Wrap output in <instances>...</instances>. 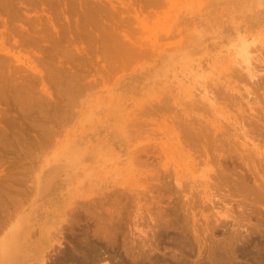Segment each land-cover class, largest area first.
<instances>
[{
  "label": "rangeland",
  "instance_id": "obj_1",
  "mask_svg": "<svg viewBox=\"0 0 264 264\" xmlns=\"http://www.w3.org/2000/svg\"><path fill=\"white\" fill-rule=\"evenodd\" d=\"M52 1L55 7L62 6L66 2V0ZM113 1L117 4V1L122 0ZM129 1L134 2V0ZM40 3L41 6L39 5ZM45 4V2L41 1L35 2L30 5L32 8L28 6L33 12L29 8L24 11L25 8L23 7V13L19 12V14L9 15L11 18L6 17L7 22L9 23L10 21L9 24H13V27L15 26V30L20 29V24H22V29L24 30L23 27H25L28 31L21 29L23 31L22 35L16 34L14 31L10 34L11 36L8 35L6 37V41L4 40L5 38L0 36L2 48L11 49L17 56L16 59L15 57L7 56L10 65L16 68L13 72L15 71L16 73L22 66L20 71L18 70L19 72L13 74L15 75V80H18L17 83L21 82L19 84L20 89L17 87V90L21 93L25 92L23 103L21 104L25 108L24 111L18 110V108L13 109L14 107L16 108L17 102H14L12 97V100H9L10 96L6 98L1 96L2 98H0V187L7 188L10 183L9 185L12 186L8 187H11L8 192L13 196L12 198H16L14 199L16 200L15 203H11V206L9 205L6 211L12 213L15 218L20 212H26L31 204L36 202V204L39 203L41 205L40 211H46L43 215L47 211L52 213L55 223V226L51 229L52 241L47 249V255L43 261L36 262V264H73L75 263L73 262L74 259V261L76 259L78 261L77 257L82 263V256L78 255L80 253L77 254V250L75 251V245L78 241L85 240L82 238L85 229H87V234H90L89 237L91 236L92 238L94 236H92V228L95 229L93 225L96 222H94L95 219L87 208H93L96 211L98 209L101 210L107 206V203L109 205L113 202L111 204L114 206L116 200V203L120 205V201H124L126 196L128 197V203L126 198L122 202L126 205L121 204V208L118 205V208L123 215L128 214L127 224L135 232L146 230L148 228V220L153 215L157 216L159 212L167 211L169 208H178L180 206L179 203L186 196H188L187 198L190 197L191 199L189 198V200L191 201L197 200L198 197L203 200V203L199 200L203 204H200L202 208L200 205V207H195V201L191 202L195 209L197 208L196 210L201 212L197 216L198 218L196 217L198 227L202 226L204 228V225L208 224L207 220L213 219L211 215L214 210L211 209L217 205L221 212L224 211L227 214L229 213L228 216H232H229L230 218L228 216L227 218L220 217L221 222L223 220L225 223H222L228 226L224 225V229H222L228 231L235 224V222L232 223L231 221L234 215L240 212L236 213L243 204L239 202L240 199H236L237 197L232 198L233 201L227 198L228 200L224 199L225 201L222 200V202L221 198L219 200L218 197L217 201H220V203L217 202L213 208L209 203L211 208L208 207V204H206L207 194L209 195L208 191L200 193L203 191L202 184L205 181L201 180L203 177L191 174L188 171L183 174L182 170H186V167L196 172L198 171L196 167L191 166L190 162H187L188 159L180 160L182 154L178 155V153L181 150L179 147L176 149L174 144L176 141L173 139V135H180L181 141L182 139L184 140L183 119L186 118L184 116H187L183 115V113H187L185 110H191L189 111L190 114L195 110L197 114L200 113L198 116H206L210 119H213L212 116L215 113L217 119L215 118L214 120H220L215 122L216 125H219V127H224L225 124L228 125L222 116L219 118L221 114L216 111L219 110L217 108L219 105L218 107H222L220 109L225 112L224 115H229L230 118L238 116L242 122L249 120L251 124L249 122L245 123L248 125H246V128H252L254 125L255 128L252 129H255L254 133H258H256L257 136L255 138L253 137V140L254 144H257H255V147L253 146L254 148H252L251 144L249 146L253 149L252 152L255 155L256 168L258 167L261 175L264 176L262 173L264 172V132L260 130L262 125L261 128L264 129V0H152L150 3H145L144 0H137V4L135 3L134 6H140V11H137V15L132 10L124 14V16L122 15L124 20L121 22L118 21L120 18L117 15L110 12H107L105 16L94 17L93 21L96 29L89 36L84 31L75 30L72 25L68 26L65 22L69 18H64V16L63 18L54 17L57 32L52 30L47 24V16L51 15L49 10H52V6L47 8L48 5L46 4V6ZM42 5L44 8H41ZM45 8L48 10H45ZM40 9H44V11ZM21 14H24V18L26 16L25 19H28L27 21H30L31 24ZM68 15L72 18L71 14ZM15 18L18 21L21 19L18 22ZM70 21L73 22L72 20ZM25 23L29 24L27 25L28 28ZM105 27L106 29H104ZM110 32L115 33V35ZM13 33L14 36L12 35ZM102 33L113 35V38L111 36H109L110 39L107 37L113 44H116L114 43L117 40L115 39L116 36L119 37L118 42H121V37L133 45L138 44L137 46L141 48V50L137 48L138 51L140 50V54L135 52L137 55L134 56V50H130L133 52L132 54L124 53L105 56L102 52V46L99 44L100 41H95V35L98 37ZM123 34L128 36H123ZM11 37L12 39L14 38L12 42L9 40ZM25 38H29V45L25 44L23 40ZM2 39L6 43H3ZM108 39V45H111L112 43L110 44ZM142 40L143 44L140 42ZM21 44L27 46L23 45V47ZM73 45H76L79 50L83 48V51H77L69 57L63 55L60 59L63 62H59L60 65L57 64L59 68L56 67L57 65L54 66V69H60V74L52 77L53 72L50 71L52 64L47 62L49 59L45 55H48L49 49L56 48L60 52L73 48ZM111 46L114 47V45ZM134 49L136 50L135 46ZM0 54L3 55L2 51ZM246 55L250 57H246L250 59L249 63L245 58ZM3 56L6 55L4 54ZM245 61H247L251 69L249 76L251 77L252 74L254 76L250 79L245 74V65L247 66ZM61 63L64 64H62L64 68ZM11 66L8 69H13ZM25 67L28 69H24ZM61 69L63 70L61 71ZM30 75L31 77L36 75L37 78L33 76L34 79L36 78L34 82ZM50 75L51 78L48 77ZM16 76L19 77L17 78ZM82 76H85L84 80L80 81ZM26 78L32 80H29V82H32L33 87L27 82ZM226 79L238 89V91H233L235 100L233 98V101H230L231 104L228 99L219 95V91L222 89L221 85L224 84ZM25 80L27 85L30 86L25 84ZM205 86L213 94L210 95V93L209 95L215 98V103H219H213L215 105L213 106L214 111L204 99L201 102L206 103L205 108L203 103H196L198 100L200 102L199 91L204 94ZM28 87L32 88H30V92H28ZM222 100L225 101L223 102ZM164 101L168 102V105ZM14 103L16 105H13ZM196 105L200 106L202 113ZM11 107H13V110L9 111ZM246 115H249L248 120H246L248 116L245 118ZM250 116L254 117L255 120ZM177 118L181 119H178V121ZM257 118L261 124L258 123ZM179 123H182V125ZM3 124L7 127L5 126L4 128ZM168 125L172 129L177 125L178 127L174 128L177 132L175 131V134L173 133L172 135V129ZM255 125H258L259 129ZM10 126L12 128H9ZM6 128L7 130H5ZM221 129L216 131V133H214L213 129H209L211 132L209 140L204 139V141L209 142V144L205 142L208 146L204 144L206 148L209 147L207 148L208 158L209 155L214 154V156L212 155L213 159L210 160L213 164L211 165L213 166L214 174L212 172L209 173L212 175L224 174L223 172L231 169L248 173V168L244 165L241 149L237 147V144L235 146L237 149H235L229 141L230 136L226 133L229 130L228 127H224L227 131ZM4 130L10 137L7 138L5 132H1ZM164 131L165 133H163ZM8 132L11 134L9 135ZM220 134H223L222 137L224 138L221 137L222 140L218 139L221 136ZM224 135H227V137ZM169 136L172 138H169ZM214 136L217 138L214 139ZM257 139L259 140L257 141ZM204 141L201 146H203ZM151 142L158 143L153 146ZM146 144L152 145L148 147ZM139 146L142 149L145 147L144 151L146 150L147 152H136L140 150ZM162 147L165 148V153L161 152ZM135 148H139V150H135ZM256 148H258L257 156L255 154L256 151L254 152ZM185 149L188 148L186 147ZM221 149L225 152L222 153ZM176 150L178 153H176ZM237 150L238 152H236ZM249 150L248 152L250 153ZM134 152L136 154L143 152V157L141 155L139 157L137 155V158L135 157L136 155L132 157L135 154ZM227 152L229 154L232 152L233 154L229 155ZM189 153L194 155L195 150H192V152L189 150ZM219 153H222V156ZM196 154L194 155L195 157ZM226 157L228 159L225 160ZM221 162L223 163L221 164ZM177 164H180L182 168H179ZM164 165L165 169L163 168ZM228 166L231 168H228ZM52 167L58 168L53 180V186L47 190V197H41L42 191L40 192V189H38L40 177ZM167 168L169 170H166ZM173 168L179 172H177L178 178L172 177ZM243 168L244 170H242ZM166 171L168 172L166 173ZM200 171L201 169H199V173ZM168 173L171 177L166 176ZM28 174L31 175L29 176ZM183 183L186 188L183 187ZM199 184L200 186H198ZM197 186L199 188L198 197L195 196L197 195ZM5 188L3 191L8 190ZM209 192L211 193V191ZM120 194L123 197L121 200L119 199L121 197ZM111 195H115V197ZM200 195L206 198L204 199ZM107 196H111L112 199L119 198L114 201L109 197L108 200H112L110 202L105 198ZM151 196L153 197L151 198ZM101 200L102 203L107 200L106 205L102 204ZM94 204H97V206L95 207ZM230 204L233 205L231 209H229ZM122 205L127 208L128 213L125 210L123 212ZM245 205L247 204L245 203ZM12 206L15 208V210L12 209L13 211L10 210L13 208ZM110 207L108 206L109 209ZM245 207L248 208L249 206L242 208ZM260 210L264 212V207H261ZM106 215L107 217L110 216L108 212H106ZM13 217L11 216L10 220H13ZM43 217L42 219H44ZM250 220L251 222H249ZM250 220H246L249 223L246 221L245 223L248 225L254 222V225H256V220ZM245 223L243 221V224ZM251 224L248 228L242 224H235V227L240 228L239 225H242L243 227L241 226L240 231L243 230V233L245 230H247L245 233L249 232L248 229L252 230L250 236L244 241H247V248L251 247V250L248 249L250 252L246 250L245 254L249 256L253 251L252 255L250 254V257H253V253L258 250L255 249L254 244L256 241H259L257 242L259 245L261 242L263 243L264 235L263 231L259 233L253 230L255 226L252 225L254 227L252 228ZM259 228L264 230V224L259 226ZM147 232L150 233V230H147ZM35 233L36 231L33 230L30 237L33 238ZM94 237L92 239L98 240V237ZM253 241L255 242L253 243ZM158 245L160 247L159 252H157L158 255H162L163 251L169 252L170 247L162 238ZM258 254L256 252L255 256ZM105 255L107 256V253ZM239 260H243V258H239ZM77 261L76 263L79 264V261ZM102 263L110 264L107 258L93 262V264Z\"/></svg>",
  "mask_w": 264,
  "mask_h": 264
},
{
  "label": "bare ground",
  "instance_id": "obj_2",
  "mask_svg": "<svg viewBox=\"0 0 264 264\" xmlns=\"http://www.w3.org/2000/svg\"><path fill=\"white\" fill-rule=\"evenodd\" d=\"M40 1L41 2H45L48 5L47 8H49V7L52 6V10H49V12L51 13V15L49 14V16H47V24H48V27H50L52 30H54V31L57 32L56 22L54 21V19H55L54 17L59 16V17H62L63 18V16H64V18H69L67 20L65 19L66 20L65 23L68 26L72 25L75 30L84 31V32H86V35H88V36L91 35V33H93V31L96 29L95 22L93 21L94 17L105 16L107 14V12H110V13H112L114 15H117L120 18V20H118V21L121 22L122 20H124V18H122V15L124 16V14L129 13L131 10L133 11V13L135 15H137V11H140V6H137V5H136L137 7L134 6L135 3L137 4V0H134V2H132V1L130 2L129 0H127V1L122 0V1H117L118 2L117 4L114 3L113 0H66L65 4H63L62 6H58V7H55L53 5L54 2L52 0H0V28H2V29H0V36L2 38H5L4 40L6 41L7 40L6 37L8 35H10L14 31L16 32V34H21L22 35L23 34L22 32L25 31L26 28L23 27L24 28V30H23L22 29V26L23 25L20 24L21 25V28L18 27L20 29H16L15 30V28H14L15 26L13 27L12 26L13 24L12 25L9 24L10 23V21H9L10 19L8 20L9 23L7 22V18L9 17V15L19 14V12L23 13V9H22L23 7L25 8L24 9V11H25L28 8L30 9V7H31L30 5L34 4L35 2L38 3ZM151 1L152 0H144L145 3H150ZM138 3H139V1H138ZM21 5H22V7H20ZM39 5L41 6V3ZM28 6H30V7H28ZM41 8H44L43 5H42ZM34 10H36V9H34ZM40 10H42V9H40ZM45 10H48V9L45 8ZM42 11H44V9ZM65 14L66 15L71 14L72 15V18H71V16H69V15L66 16ZM21 15L24 18V14H21ZM26 15L28 16V14H26ZM18 17H19V15H18ZM9 18H11V17H9ZM25 18H26V16H25ZM27 18L32 19L31 17H27ZM126 18H128V17L126 16ZM15 19H17V18H15ZM20 19H19V21H20ZM70 20H72L73 22H71ZM17 21H18V19H17ZM26 21H24V22H26ZM27 22H29V24H31L30 21H27ZM29 24H26L25 23V26L28 28L27 25H29ZM104 29H106V27ZM112 32H113V30H112ZM112 32H110V33H112ZM115 32H117V31H115ZM118 32H120V31H118ZM112 34L115 35V33H112ZM12 35L14 36V33ZM126 35L123 34V36H126ZM109 36H111V35L110 34H107V33H102L98 37H97V35H95V41L96 40L97 41H100L99 44H101L102 49H103L102 52L104 53L105 56H109V55H120V54H124V53L125 54H132L133 52L130 51V50H134V53H133L134 56L138 54L137 52H139V54H140L141 48H139L137 46L138 44L137 45H133L130 42H127V40H125V39H123L121 37H120L121 42L120 41L118 42L117 40H119L118 39L119 37H117V36L115 37V39H117V40H116V42H114L116 44H113L112 42L109 41V39H110ZM50 37L53 38V36H50ZM11 39H12V37L9 38L10 42H12L14 38L12 40ZM53 39H55V38H53ZM107 39L110 42V44L112 43L111 45H114V47L111 46V45H108ZM138 39H140V38H138ZM4 40L2 41L3 43L5 42ZM23 40H24L25 44L29 45V38H25ZM124 40L127 43H125ZM14 42H16V41H14ZM135 42H137V41H135ZM135 42H133V43H135ZM140 42H141V44H143V40L140 41ZM16 43H18V42H16ZM128 43L130 45H132L131 48H130V45ZM16 45L18 46V44H16ZM27 45H24V46H27ZM134 46L136 47V50H137V48H139L140 50L139 51L138 50L136 51L134 49ZM2 47L3 46H1V44H0V53L2 51V54L3 55L5 54L6 56H3V55L0 54V82H1L0 83V98H2V97H5L6 98V97H9L10 96L9 100L12 97V99L14 100V102H17L16 108L13 106V105H16L14 103L13 105H11L14 108L11 107V109H9L10 108L9 107L8 108L9 111L10 110H13V109H17V108H18V110L24 111L25 108L21 104L23 103V96L25 95V92H22L21 93V92H19V90H17L18 88L20 89V87H19L20 85L19 84L21 83L20 82L21 80L19 81L20 83L18 84L17 83L18 80L17 81L15 80L16 78H15V75H14V74H16L17 72L20 71V69L22 68V66L20 67V69H18L19 71L17 70L16 73H15V71L13 72V70H15L16 68H13L10 65L9 60H7V59H9V58H7V56L9 55V57L10 56L15 57V59L17 58V56H15V54L11 51V49L10 50H6L5 48H2ZM26 51H28V50H26ZM77 51L82 52L83 51V48H80V50H79V48L76 47V45H73V48H70V49H67V50H64V51H60V52L56 48L55 49H49V51L47 53L48 55H45V56H48L49 61H47V62L48 63L50 62V64H52V67L53 68L52 67L50 68L51 69L50 71L53 72L52 73L53 75L51 74L52 77H54V75H56V74H60V69L59 70L57 69V68H59L57 64H59V62H63V61L60 60L61 57L63 55H67V57H69V56L75 54V52H77ZM135 52L137 54H135ZM30 53H32V52H30ZM246 57H248V56L246 55L245 58ZM248 58H250V57H248ZM247 60H248V63H249V60L250 59H247ZM245 62L247 64V66L245 65V67H246L245 74H247L248 77H249V79H250L251 77H254V76H253V74L251 75V77L249 76L251 74L250 73L251 72V69H250V66L247 63V61H245ZM62 64L63 63H61V65ZM10 66L13 69H8ZM54 66H56L57 68L55 67L56 69H54ZM49 67H50V65H49ZM49 67H47V68H49ZM26 68L27 67H25L24 69H26ZM63 68H64V66H63ZM62 70L63 69H61V71ZM50 71L48 70L47 72H50ZM67 71H69V70H67ZM51 75L48 76V77L51 78ZM33 76L36 77V75H32V77L30 75V77L33 79V82H34V80L37 77L34 79ZM84 77L82 76V79L80 78V81L81 80L83 81L84 80L83 79ZM26 80H28L27 82H29L30 79H27L26 78ZM26 80L24 82H26ZM15 81H16L17 85H16ZM30 81H32V80H30ZM27 82L25 83L26 85H27ZM256 82L258 83L257 80H256ZM22 84H24V83L22 82ZM25 84H24V86H26ZM31 85H32L31 87H33V84H31ZM256 85H258V84H256ZM27 86H30V85H27ZM206 86H205V89H206ZM203 87H202V89H203ZM30 88L28 87V92L31 91L32 88L31 89ZM221 88H222L221 91H219L220 94L219 93L218 94L220 96H222V97L224 96L225 99H228L229 100V102L230 101H233L232 100L234 98L233 91L234 90L238 91V89L235 88V85H231L230 84V81L226 79L225 82H224V84L221 85ZM207 91L208 90L206 89L205 92H207ZM248 91H250V90L248 89ZM201 92H203V91H201ZM205 92H204V94H205ZM210 93H211V91H208L204 95L203 93L201 94L200 91H199V95H200L199 96V99H200V102H199L198 99H196V100H198L196 103H203L204 104V102H201L204 99V101L207 102V105L209 103L208 106L212 107V109H213V106H215V105H213V103L214 104H219V103H215V101H214L215 98H213V96L211 97L210 95H213V94L212 93L210 94ZM48 94H50V92H48ZM205 99H207V100H205ZM234 100H235V98H234ZM7 101H8V99H7ZM164 102H166V101H164ZM158 103H160V102H158ZM166 103H167L166 105H168V102H166ZM230 104H231V102H230ZM204 105H205L204 106V108H205L206 107V103ZM218 106H217V108L220 111L219 110H216V111L221 114V115L219 114L220 115L219 118L222 116L227 121V123H228V125L225 124L224 127L225 128L228 127V129H229L228 132H226V133H228V136H230V138H229L230 140L229 141L231 142V145L235 149H237V147L241 149V152L243 154L242 155L243 156L242 158L244 160V165L247 166L248 173L247 172L246 173L245 172H240L238 170L231 169L230 171L226 170L227 172H223L224 174H221L220 173V174L212 175V174H214V171L212 170L213 169V166H212L213 164H212V161H210V160L213 159L214 154H212L213 156L212 155H209V158H211V159L208 158V155H207V153H208L207 150L208 149L207 148H209V147L206 148V145L208 146L209 142L208 141H204V139L207 140L209 138V136L211 135V132L209 131V129H213L215 131L214 133H216V131H219V129H221V128H223L221 130H224V131H227V129L225 130L224 127H221V126L219 127V125H216L215 124L216 121L217 122L220 121L219 119L218 120H214L216 118L215 113H214V116H212L213 119H210V118H207L206 116H200V115L198 116V114H200V113L197 114V112L194 109H192V110H194V112H191L192 114L189 113V111H191V110H189V111H186L185 110V112H187V113L186 114L183 113V115H187V116H184V117H186V118L183 119L184 120V123L182 122L183 125H184L183 126L184 127L183 134H184L185 137L182 136V137H184V140L182 139V141H181V138H179L180 135L179 136L177 134L176 135H173V133L176 131L174 128L175 127H178L177 125L174 126L173 129L168 125L172 129V135L174 136L173 139L176 141L174 143L176 149H177V147H179L180 150H181V151H179L180 153H178V151L176 150V153H178V155L182 154L180 156L181 157L180 160L181 159H188L187 162H190L191 163V166L196 167V169L198 171V172H196L193 169H189V168L186 167V170H184V171L182 170V172L184 174V172H187L188 171V172H191V174L199 175V177H203V179H201V180H203L205 182L203 184L200 183V184H202V189H203V191H201L200 193H202V192L204 193V192L208 191L209 195L207 194V197L208 198L203 197L202 195H200V196L202 198H204V199L206 198L207 201L206 200L205 201L207 202L206 204H208L207 205L208 207H210V208H211V206H212V208L215 207V205L218 202L217 201L218 197H219V200L221 198V202L224 199L225 200H228L227 198H229V200H232V198L237 197L236 199L237 200L240 199L239 202H241V204H243V206L241 204H240V206L244 207V206H247L248 205L249 206L248 208H246V207L245 208L240 207V209H239V207H237V209H239L237 211H236V208H235L236 213L239 212V211L240 212L237 213V215L235 214L236 216L234 215V217H233V219H232L231 222L232 223L235 222V224H237V225L238 224L246 225L247 227L246 226L245 227L248 228V226H250L251 223L247 225L245 223V221L246 220L249 221L250 219L253 220V217H254L255 219L253 221L256 220L255 221V224L256 225H254V222H253V224H251V227L254 228L253 226H255V229H253V230H256L259 233L263 231V235H264V230H262V229L259 228V226H261V225L264 224V212L260 210L261 207H264V176L261 175V172L258 169V167L256 168V165H255V162L256 161H255V157H254L255 155L252 152V150H253L252 148H254L255 147V144H257V143L254 144L253 137L255 138V136H257L256 133H258V132L254 133L255 132V129H252V128H255L254 125H253L252 128L250 127V124L251 123L248 120L249 119V115H246L245 118L248 116V118L246 120H248L247 122L250 123L249 124V127L250 128H246V125L247 124H245V123H247V122H242L241 119H240V117H238V116L237 117L234 116V117L230 118L229 115H224L225 112H223V110H221L222 107H218ZM198 108L200 109V106ZM217 108H215V109H217ZM226 109H228V108H226ZM197 111H198V109H197ZM200 111H201V109H200ZM212 111H214V109ZM224 111H226V110H224ZM229 111H231V110H229ZM202 112L203 111H201V113ZM246 113H247V111H246ZM193 116H195L194 119H192ZM240 116H242V115H240ZM252 116H250V117L254 119V117H252ZM195 118H197V119H195ZM201 118H202V120H201ZM238 118H239V121H238ZM258 118H259V116H258ZM178 119H181V118H177V120ZM242 119H244V118H242ZM259 119L257 121H259ZM171 121H172V119H171ZM251 121L253 122V120H251ZM182 123L181 124L179 123V124L182 125ZM258 123H260V121ZM3 125H4V128H5L6 125L5 124H3ZM261 127H260L261 132H264V129H262ZM9 128H12V127L10 126ZM5 130H7V128ZM5 130L4 131H1V132H3V133L5 132V134L7 135V138L10 137V136H8V134L6 133ZM180 132H181V130H180ZM163 133H165V131ZM220 133H224V132H220ZM10 134L11 133H9V135ZM212 134H213V131H212ZM6 135H5V137H6ZM220 135L221 136L218 135L220 137V138L218 137V139L219 140H222V138H224V137H222L223 134H220ZM215 136H217V135H215ZM215 136L213 137L214 139L217 138ZM224 136L227 137V135H224ZM164 137H161V138H164ZM154 138H156V137H154ZM169 138H172V137L169 136ZM202 139L204 141V143L202 144L203 146H201V143L203 142ZM150 140H152V139L150 138ZM159 140H160V138H159ZM258 140L259 139H257V141ZM163 141H162V143H163ZM166 141H167V139H166ZM130 142H131V140H130ZM205 142L206 143L208 142V144H206ZM223 142H224V140H223ZM225 142H226V140H225ZM157 143L155 144V142H153L152 144H153V146H154V144L156 146ZM252 143H253V145H252ZM141 144H142V142H141ZM204 144H206V145L204 146ZM236 144L238 145L237 147H235ZM249 144H251L252 148L249 146ZM133 145H136V144H133ZM151 145H147V146L148 147L149 146L151 147ZM218 145H220V144H218ZM143 146H145V145H143ZM147 146H145V147H147ZM153 146H152V148H153ZM185 146L188 149H185L186 148ZM246 146H249V147H246ZM145 147L142 149V147L140 148V146H139L140 150H139V148L138 149L135 148V150H139V151H136L138 153L140 151H143L144 153H146L147 151L146 150H145L146 152L144 151V149H146ZM220 147H222V146H220ZM227 147H229V146H227ZM256 147H257V145H256ZM247 148L250 149V150L248 149L250 151V153L248 152ZM189 150H191V152H192V150H195V153H197L196 154V157L194 156L195 153L193 155L192 153H189ZM200 150H202V151H200ZM224 150H222V153L225 152ZM162 151H163V153H165V148L162 147L161 152ZM257 151H258V148H256V150L254 149L255 154L257 153ZM214 152H216V151L214 150ZM236 152H238V150ZM138 153L137 154L136 153L135 154L132 153L133 154L132 157L134 155H136L135 156L136 158H137V155H138V157H139V155H141V157H143L142 153H140V154H138ZM222 153L221 154L219 153V154L222 156ZM227 154H229V153L227 152ZM236 155H238V154H236ZM231 156H233V155H231ZM256 156H257V154H256ZM141 157H140V159H141ZM136 158H133V159H136ZM162 158H163V156H162ZM219 158H220V156H219ZM259 158H260V156H259ZM164 159H165V157H164ZM226 159H228V158L226 157L225 160ZM167 160H169V159H167ZM218 161H220V160H218ZM215 162H216V159H215ZM222 163L223 162H221V164ZM151 164H152V162H151ZM159 164H161V162H159ZM144 165L147 167L146 164H144ZM188 165H189V163H188ZM177 166L179 168H182L180 166V164L179 165L177 164ZM240 166H241V164H240ZM188 167H190V166H188ZM221 167H223V166H221ZM163 168L164 169L166 168L165 165L163 166ZM168 168H170V167H168ZM168 168L166 170H169ZM228 168H231V167L228 166ZM159 169H161V168H159ZM199 169H201L200 173H199ZM242 170H244V168ZM57 172H58V168L57 167L56 168H53L52 167L50 170L48 169L44 173L43 176L40 177V181H39V184H38V189H40V192L42 191L41 197H47V193L46 192H47L48 189H51L52 188V186H53V180H54L55 174ZM154 172H155V170H154ZM167 172L168 171H166V173ZM177 172L178 171H176V169L173 168V170H172V174H173L172 177L174 176V177L178 178L179 177V175H178L179 172L178 173ZM209 172H212V174H210ZM163 173H165V172H163ZM196 173H198V174H196ZM262 173L264 174V172H262ZM166 176H170L171 177V175L169 173ZM181 176H183V175H181ZM148 177H149V175H148ZM35 180H37V179H35ZM9 184H8L7 188L4 187L5 189H8L7 191L4 190L6 192L3 191V189H4L3 186L0 187V190L3 191V192L2 191L0 192V264H31L29 261H32V260L43 261L45 259L46 255H47V249L49 248V246L51 244V241H52L51 229H52V227L55 226V223L53 221L52 213L47 211V213H46L47 215L45 216L46 217L45 218L46 224H45V226L42 227V230H41V233H40L39 237L37 239L35 238L36 240L34 239L31 242H29L24 237L22 238L20 236V233L21 232L27 233L28 230L21 229L22 226H19L17 224L21 221L22 223H25L28 226L29 223H30V221H32L33 211H37L38 210V207L40 208L41 205L40 206H37L36 205V207H34L32 210H27L26 212L25 211L20 212L14 218L13 215H12V213H9L8 211H6L8 209V207H9V205L11 203H15V201H16V200H14L16 198H12L13 196H11L9 194V192H8L9 189L11 188V187L10 188H8V187L9 186H12V185H9ZM200 184L198 186H200ZM6 185H7V183H6ZM171 185H172V182H171ZM151 186H155V185H151ZM184 186L185 185L183 183V187ZM198 186H197V188H198ZM42 188H43V190H42ZM184 188H186V187H184ZM198 190H199V188L197 189V195H195L196 197L199 196ZM155 191H156V188H155ZM209 191H211V193ZM117 192L119 193V191H117ZM121 192H122V190H121ZM152 192H154V191H152ZM123 193H124V191H123ZM122 194H120L121 195L120 198L119 197H116V198L112 199L111 196L112 197L113 196L115 197V195H111L109 197L112 200H114V201L116 199H118V198L121 200L123 198L122 197ZM157 194H159V193H157ZM153 196H151V198ZM48 197H49V195H48ZM109 197L107 196L105 198H107V200H108ZM187 197L188 196L184 197V199L181 200V202L179 203L180 206L178 208L177 207L175 209H170L169 208L167 211L159 212V214H157V216L153 215L152 217H150V219L148 220V228L146 230H138V231H136L137 233L135 231H133L130 228V226H128V224H127V216H128L127 213H128V211H127V208L124 207L126 204L124 205V203H122V202L125 201L126 198H127L126 201L128 203V197L127 196L124 199V201H120L119 200L120 203L124 205V206L122 205L123 212H124V210L127 211V213H126L127 215H123L122 211L119 209V208H121V206H120L121 204L120 205L117 204L116 203L117 200H116V202H114L117 205L114 204V206L111 204L113 202H111L112 200L110 201V199L108 200V201L111 202L109 205L107 203V200H105L106 202H103V203H102V200H101V203L102 204L107 203V206H105L103 208L104 211L101 208H100L101 210L98 209L97 211H96V209H93V208L92 209H88L87 208V210L90 211V214L94 217V219H95L94 222L96 221L94 223V225H93V226H95L94 227L95 229L92 228V232H93L92 236L94 235V236L98 237V240H95L96 238L94 236L93 237L95 239H92L93 237L91 238V236L89 237L90 234L88 235L87 234V229H85V231L83 233L84 235L82 237L85 240L82 241L83 240L82 239L81 240L82 242L81 241H78L77 244L75 245V251L77 250V254L80 253L78 255H81L82 256V263L80 262L79 257H77L78 258V261H79V264L80 263L81 264H93L94 261H99V260L104 259V258L109 259L110 264H251V262H252V264H254V263L255 264H264V242L263 243L261 242L262 244L260 243V245H259V243H257L259 241H256L257 244L256 243H255L256 245L254 244L255 249H258L256 251L257 254L259 253L258 255L255 256V253H256L255 252V253H253L254 256L253 257H250V254L253 251L250 254L247 253V254H249V256H247L245 254L246 253V250H248V249L251 250V247L249 246V248H247L248 247L246 245V242L247 241H244V240L247 239L248 236H250V234L252 233L251 232L252 230L248 229L249 232H246L245 233V231H247V230H245L244 233H243L242 232L243 231L242 229H241L242 231H240V228H241L242 225H239L240 228L238 227L239 228V230H238V228L235 227V224L234 225L232 224L233 226H231V228H229L228 231L227 230H223L224 229L223 227L226 224H224L225 222L223 220H222V222H224V223L221 222L220 217L227 218V216H228L229 213L227 214L224 211L221 212V209L219 210L217 208V205H216L215 208L211 209V210H214L212 212V215H211V217L213 219L212 220H207V223L208 224H205L204 223L205 224L204 225V228L202 226L201 227H198L197 226V223H196V221H198V220H196V219L198 218L197 216L199 215V213L201 214V212H199L198 210H196L197 208L195 209V207L199 206L201 204L200 202L203 203V200L200 197H198L197 200L194 199L193 201H191V200H189L190 197L189 198H187ZM104 199H103V201H104ZM208 199H209V202H208ZM199 200H200V202H199ZM42 201H44V200H42ZM194 201L196 203V205H194L195 207L191 203V202H194ZM99 203H100V201H99ZM209 203L211 204V206H210ZM218 203H220V201ZM245 203L247 205H245ZM94 205H95V207L97 206V204H94ZM201 205H203V204H201ZM14 206H15V204H14ZM108 206H111L110 209L108 208ZM232 206L233 205L230 204L229 209H231ZM18 207H20V206H18ZM124 208H126V209H124ZM201 208H202V206H201ZM12 209L15 210L14 207L11 208L10 210H12ZM232 210L234 211V209H232ZM106 212H108L110 216L107 217ZM231 214H233V213H231ZM15 215H16V213H15ZM11 216L14 218L13 220H10L11 219L10 218ZM20 216H22V217L19 219ZM229 216H231V215H229ZM229 216H228V218H230ZM243 221H244L245 224H243ZM248 221H246V222H248ZM204 222H206V221H204ZM249 222H251V220ZM233 227H235V228H233ZM219 229L222 230V231L220 232ZM147 230H150V233H148ZM92 232H90V233H92ZM52 233H53V231H52ZM261 236H262V233H261ZM161 238H162V240H165L166 244H168V246L170 247V249H169V252L166 253L165 251H163L162 252L163 253L162 255H158L157 252H159V250H160V247H159L158 243H159V241H160ZM46 239H47V241H45ZM45 242H46V244H44ZM254 242L255 241H253V243ZM250 250H248V251L250 252ZM105 253H107V256L105 255ZM74 256H73V258H74ZM239 258H243V260H239ZM64 259H65V257H64ZM74 260H73V262L76 263L77 259H76V261H74ZM75 263H73V264H75ZM34 264H36V263H34ZM102 264H105V263H102Z\"/></svg>",
  "mask_w": 264,
  "mask_h": 264
},
{
  "label": "crops",
  "instance_id": "obj_3",
  "mask_svg": "<svg viewBox=\"0 0 264 264\" xmlns=\"http://www.w3.org/2000/svg\"><path fill=\"white\" fill-rule=\"evenodd\" d=\"M37 206H40L39 203L36 204L35 203H32L31 206L28 208V210H32L34 207ZM40 208L38 207V210L37 211H33V217H32V221H30L29 225L27 226L25 223H22L21 221L17 224L19 226H22L21 229L23 230H28L27 233H24V232H21L20 233V236L23 238H25L27 241L31 242L32 240H34L35 238L37 239L41 233V230H42V227L45 226L46 224V221H45V215H43L45 213V211H40L39 210ZM23 216V215H22ZM20 216L19 219L22 217ZM42 216H44L42 219ZM53 216V215H52ZM14 226V225H13ZM48 228V227H47ZM10 229V228H9ZM8 229V230H9ZM35 230L36 233H35V236L33 238L30 237L31 235V232ZM8 232V231H7ZM35 239V240H36ZM47 241V239L45 240ZM46 244V242L44 243ZM31 264H34L36 262H39L38 260H32V261H29Z\"/></svg>",
  "mask_w": 264,
  "mask_h": 264
}]
</instances>
